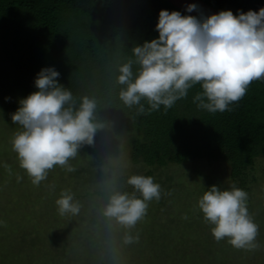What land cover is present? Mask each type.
Here are the masks:
<instances>
[{
	"label": "trees",
	"instance_id": "trees-1",
	"mask_svg": "<svg viewBox=\"0 0 264 264\" xmlns=\"http://www.w3.org/2000/svg\"><path fill=\"white\" fill-rule=\"evenodd\" d=\"M201 1L234 15L264 8V0ZM161 10L179 11L167 0H0V111L15 112L22 99L38 90L40 70L52 67L77 107L81 97L95 99L101 127L94 141L106 137L98 147L109 158L125 149L131 163L152 168L218 161L232 184L245 191L255 160L264 159V80L253 81L246 95L229 106L232 111L223 113L193 103L202 91L199 84L167 110L161 106L148 112L147 102L141 101L146 112L138 114L119 99L118 66L134 46L158 39ZM13 96L17 104L10 102ZM127 175L118 172L114 178L122 190L132 191Z\"/></svg>",
	"mask_w": 264,
	"mask_h": 264
},
{
	"label": "clouds",
	"instance_id": "clouds-1",
	"mask_svg": "<svg viewBox=\"0 0 264 264\" xmlns=\"http://www.w3.org/2000/svg\"><path fill=\"white\" fill-rule=\"evenodd\" d=\"M196 8L190 4L187 11ZM156 30L158 39L134 46L118 66L119 99L138 114L146 112L141 101L147 102L148 112L161 106L167 110L197 84L202 91L193 103L199 109L212 114L232 111L229 106L246 95L253 81L264 80V8L238 15L221 11L203 20L161 10ZM59 75L52 67L42 68L35 79L38 90L22 99L11 117L20 126L12 150L37 187L56 167L74 172L70 161L84 145H93L101 127L95 99L81 97L77 107L71 90L58 83ZM126 185L132 191L122 190L115 178L109 183L103 215L125 231L123 243L132 245L139 242L133 230L146 217L149 204L161 199L162 189L154 177L141 174H128ZM55 204L62 217L78 215L81 208L70 189L63 190ZM197 207L216 242L227 240L248 251L259 248V225L248 211V193L235 183L226 190L211 186Z\"/></svg>",
	"mask_w": 264,
	"mask_h": 264
},
{
	"label": "rangeland",
	"instance_id": "rangeland-1",
	"mask_svg": "<svg viewBox=\"0 0 264 264\" xmlns=\"http://www.w3.org/2000/svg\"><path fill=\"white\" fill-rule=\"evenodd\" d=\"M15 112L0 111V264H264V159L255 160L245 190L248 211L259 225V248L236 249L227 240L215 241L197 207L211 186L232 185L222 162L189 160L152 168L131 163L125 149L109 158L98 147L106 140L101 136L70 161L74 172L56 167L37 187L12 150L20 130L11 118ZM118 172H151L162 189L161 199L149 204L133 230L139 242L132 245L123 243L125 231L103 215L108 185ZM66 189L81 205L78 215L62 217L57 211L55 201Z\"/></svg>",
	"mask_w": 264,
	"mask_h": 264
},
{
	"label": "water",
	"instance_id": "water-1",
	"mask_svg": "<svg viewBox=\"0 0 264 264\" xmlns=\"http://www.w3.org/2000/svg\"><path fill=\"white\" fill-rule=\"evenodd\" d=\"M167 1L186 16H194L200 20L206 19L210 15L218 14L219 12H221L220 10L207 5L201 0H167ZM190 4H195L197 6L196 10L188 12L187 7Z\"/></svg>",
	"mask_w": 264,
	"mask_h": 264
}]
</instances>
